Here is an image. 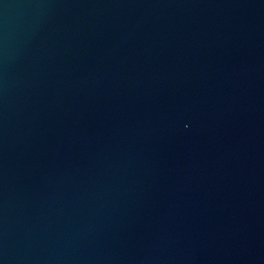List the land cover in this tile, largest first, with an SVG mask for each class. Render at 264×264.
I'll list each match as a JSON object with an SVG mask.
<instances>
[{
    "label": "water",
    "instance_id": "1",
    "mask_svg": "<svg viewBox=\"0 0 264 264\" xmlns=\"http://www.w3.org/2000/svg\"><path fill=\"white\" fill-rule=\"evenodd\" d=\"M0 264H264V0H0Z\"/></svg>",
    "mask_w": 264,
    "mask_h": 264
}]
</instances>
